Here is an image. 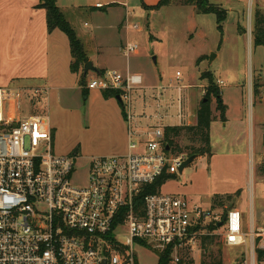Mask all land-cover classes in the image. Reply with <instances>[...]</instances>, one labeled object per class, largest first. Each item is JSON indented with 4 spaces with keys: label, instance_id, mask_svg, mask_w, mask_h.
<instances>
[{
    "label": "built area",
    "instance_id": "2783aa9c",
    "mask_svg": "<svg viewBox=\"0 0 264 264\" xmlns=\"http://www.w3.org/2000/svg\"><path fill=\"white\" fill-rule=\"evenodd\" d=\"M131 12L125 25L139 30L129 23ZM138 50V44L127 42L123 52L129 56ZM181 75L176 73L178 79ZM85 87L119 92L128 129L126 153L56 152L44 102L49 88L0 86V264H140L141 251L158 257L169 252L171 264H180L205 234L207 222H223L219 227L228 246L246 244L249 234L251 256L236 264H259L264 227L253 225L246 233L238 208L207 211L162 188L150 192L163 175H177L188 157L174 150L166 132L169 126L187 125L182 87L147 85L142 74L116 69L97 72ZM172 88L176 97L166 94ZM169 117L177 122L169 124ZM81 171L88 175L77 184L74 176ZM120 232L128 233L125 240Z\"/></svg>",
    "mask_w": 264,
    "mask_h": 264
},
{
    "label": "rangeland",
    "instance_id": "374dc122",
    "mask_svg": "<svg viewBox=\"0 0 264 264\" xmlns=\"http://www.w3.org/2000/svg\"><path fill=\"white\" fill-rule=\"evenodd\" d=\"M138 1L131 4L129 23L137 24L139 30L128 29L126 25L116 26L119 16L106 18V15L99 13L105 12L104 9L91 8L87 2L82 8H65L64 14L97 68L108 67L124 72L128 68L133 73H141L147 85L159 82L160 76L163 82L176 81V72L180 71L181 81L194 85L188 89V112L192 121L197 112V98L203 99V89L199 87L202 83L201 72L210 70L217 83L218 79L225 82L222 90L226 101L231 104V121L224 129L221 125L224 122L215 120L213 131L210 132L214 151L212 156L195 158L182 172L167 180L162 186V192L184 196L192 205L197 204L204 210L219 213H224L236 203L245 213L249 228L244 226L246 233L252 229L253 215L256 225L264 227V126L262 133L256 134L257 139L253 145L250 126L246 128V123L237 125L232 121L238 115L239 108L237 89L233 85L236 78H239L237 83H240L244 93L246 119L249 122L251 112L254 111L255 115L259 113L264 120V104L259 101V97H251L249 94L250 79L264 75V45H256L254 42L250 44L249 41L254 30L251 20H254L261 6L259 0H210L212 4L227 10L222 31L215 14L200 13L194 6L182 3L181 0H173L172 4L152 12L138 6ZM242 25L246 26L243 29L246 34L241 30ZM122 42L138 44V53L126 56L124 47H121ZM217 54L219 56L215 58ZM201 56L205 57L200 59ZM64 69V85L48 91L44 98L45 102L48 97L49 103L46 101L45 104L56 129L55 150L60 154L78 150L79 154L88 157L126 153L123 130L116 125H119L118 120L122 118V107L117 101H104L96 95L97 90H92L87 99V95L82 92L80 78ZM81 70H84L83 66ZM96 76V71H89L86 80ZM171 93L172 89H167V96ZM212 104V109L216 110L214 106L217 105V99L214 97ZM166 122L176 123L177 119L169 117ZM234 133L238 134L232 140ZM177 143L185 153H188L185 149L187 146H200L192 142L185 132L177 138ZM87 175L86 171L77 172L74 181L82 184ZM215 199L223 200V207H213ZM222 232L220 227L213 232L216 238L210 249L203 248L199 238L187 253V259L193 258V264H201L203 260L236 264L245 256H251L252 242L249 234L246 244L228 246ZM204 233H208V230ZM119 235L125 240L128 233L120 232ZM139 262L158 264L159 257L156 252L141 251ZM259 264H264V261Z\"/></svg>",
    "mask_w": 264,
    "mask_h": 264
},
{
    "label": "crops",
    "instance_id": "0c3cea01",
    "mask_svg": "<svg viewBox=\"0 0 264 264\" xmlns=\"http://www.w3.org/2000/svg\"><path fill=\"white\" fill-rule=\"evenodd\" d=\"M88 3V6L94 9H104L105 12L101 15H106V18L118 17V22L116 26L120 24L121 27L125 25V20L127 16V12L131 9V4H135V0H57L58 6L65 12V8L67 9H78L82 8L83 4ZM142 2L147 5H155L159 2V0H139L137 2L138 6L142 7ZM41 0H0V86H12L11 84H15L18 87L30 88L34 86H46L51 91L54 88L62 87L64 85L63 81L65 78L64 71L66 68L68 71L72 72L74 75L81 79L82 73L84 71L80 70L79 73H75L71 69V63L73 61L71 55V48L69 43L68 36L60 29L56 28L53 31H49L47 25V10L44 7L40 6ZM86 3V4H87ZM101 3L103 7H96V4ZM261 4L260 9L264 14V0H259ZM144 9V8H143ZM160 10V9H159ZM148 11V10H147ZM151 10L149 12H152ZM97 12V11H96ZM116 20V21H117ZM252 26L254 25V20L252 18ZM241 22V20H240ZM242 24V22L240 23ZM244 30L246 26H241ZM239 31V29H238ZM241 33V32H240ZM246 34V32H243ZM250 44L253 42V36L249 37ZM125 43H121V47H124ZM87 51V50H86ZM69 53L71 55V61H68ZM88 54V52H87ZM219 54L216 55L217 58ZM205 56H201L203 58ZM91 60V57H89ZM67 60V62H66ZM94 64V63H93ZM95 65V64H94ZM84 67V66H83ZM82 69V68H81ZM100 70H108V67H99ZM118 70V69H116ZM129 69L125 71H128ZM120 71V70H119ZM210 71V70H208ZM124 72V71H122ZM178 72V71H177ZM176 72V73H177ZM141 74V73H140ZM182 76V75H181ZM264 76V75H263ZM253 78V77H252ZM250 79V96L252 95L259 97V101L264 104V79L262 80L261 74ZM163 77L160 76L159 82H155L150 85H157L166 87L171 85H178L182 87L183 97L185 106L188 112L189 109V93L188 89L192 88L194 85L186 84L181 81V77L178 79L176 76V81L163 82ZM218 85L221 89L223 102L227 105L225 120H221L219 118V114H215L217 112L215 108L214 116L211 123V133L213 131V124L216 119H220L223 124H221L224 129L228 127L229 122L231 121L230 111L231 104L226 101L224 91L222 90V85H225V82L222 79H218ZM236 80L239 82V78ZM253 80V81H252ZM237 81H233L234 87L237 89L238 93V115L232 121L236 122L237 125L239 123H246V128L248 125L250 126V133L252 137V144L254 145L257 139V135L262 133V126H264V120L260 118V114L255 115L254 111L251 112V118L248 120L245 117L244 112V93L240 83ZM254 81L258 82L257 92L254 89ZM201 87L203 90L202 97H204V92H206L207 81H201ZM222 82V83H221ZM80 83V81H79ZM81 86V85H80ZM185 86V87H184ZM85 87V86H84ZM82 92L85 94L82 86ZM87 99H89L92 90L87 89ZM98 96H100L104 101H117L120 107L122 104L115 98H105L103 96V92L97 90ZM195 94V93H192ZM177 91L172 88V97H176ZM202 98H197V107L198 111L200 102ZM48 102V97L45 102ZM47 107V105H46ZM213 107V104H212ZM216 107V106H214ZM189 113V112H188ZM121 117L119 118L118 123H116L117 127H121L125 137V149L126 152L128 150V129L127 122L125 120V116L123 113V109H121ZM191 114L189 113V117L187 118V125H193L197 122V112L195 116V120H191ZM190 120L188 121V119ZM246 119V120H245ZM246 121V122H245ZM249 123V124H248ZM234 126V125H233ZM248 132V130H246ZM238 133H234L233 139H236ZM257 134V135H256ZM54 139L56 141V129L54 127ZM264 144V140H263ZM211 150L213 151V147L211 146ZM57 152V151H56ZM71 152V151H70ZM197 205V204H195ZM199 206V205H198ZM231 207L242 209L236 203L232 204ZM230 207V208H231ZM243 213V212H242ZM244 216V226L249 230L245 213ZM256 228H260L256 225L255 216L253 215L252 226ZM263 227V226H262ZM251 230V229H250Z\"/></svg>",
    "mask_w": 264,
    "mask_h": 264
},
{
    "label": "trees",
    "instance_id": "16d2710c",
    "mask_svg": "<svg viewBox=\"0 0 264 264\" xmlns=\"http://www.w3.org/2000/svg\"><path fill=\"white\" fill-rule=\"evenodd\" d=\"M173 0H159L155 5H147L142 2V6L145 10H159L164 6L172 4ZM182 3L194 6L198 12L204 14H215L217 16V24L219 29L223 30V23L227 18V10L222 8L219 5L212 4L210 0H181ZM41 7H44L47 10V25L49 31H53L58 28L62 30L69 38L71 55L73 61L71 63V69L75 73H79L82 66L89 60L86 48L83 41L78 37L75 29L71 23L67 20L64 12L58 6L57 0H41ZM241 27V26H240ZM241 30L244 32L243 28ZM241 31V32H242ZM253 42L256 45H264V14L258 9L255 13L254 18V30H253ZM201 59V58H200ZM103 72V70H100ZM201 80L207 81L206 94L200 102L198 111H197V122L193 125H176L169 126L166 130L167 132V141L169 144L174 147V150L177 152H183V149L178 145L177 138L182 135V132H185L190 140L194 143L200 144V146H187L185 149L188 150V156L197 155L199 156H212L211 150V123L215 118L214 112L212 109V100L213 97L217 99L216 110L219 112L220 119L225 120L227 105L223 102L221 89L215 79V76L211 71H203L200 74ZM86 76L82 73L80 79V85L82 86L85 94L87 90L85 89ZM258 82L254 81V89L257 92ZM105 98L116 97L118 91L105 90L102 91ZM78 153L79 151L76 150ZM175 177V175H163L150 189V192L159 191L162 186L167 182L168 179ZM224 201L221 199H215L213 201V207L219 206L223 207ZM219 228L217 223L209 222L205 229L208 230V233L202 234L200 236L203 248L210 249L214 244L216 234L213 232ZM258 238L257 242H259ZM189 251L185 252L180 264H193V258L187 259ZM257 258L258 262L261 263L264 261V250L257 248ZM158 264H171L169 252L159 254ZM201 264H223L221 260L216 262H207L202 261Z\"/></svg>",
    "mask_w": 264,
    "mask_h": 264
},
{
    "label": "water",
    "instance_id": "95a60500",
    "mask_svg": "<svg viewBox=\"0 0 264 264\" xmlns=\"http://www.w3.org/2000/svg\"><path fill=\"white\" fill-rule=\"evenodd\" d=\"M154 60L156 61V58H154ZM211 61H213V58H211ZM84 75L87 76L89 71H98V68L93 64V62L91 60H88L85 64H84ZM120 103H122L121 97L120 95H117L115 97ZM195 158H197V155H190L187 157V159L182 163V165L180 166V172L183 171V169L188 166L192 161L195 160ZM223 224V222L219 223V226L221 227Z\"/></svg>",
    "mask_w": 264,
    "mask_h": 264
}]
</instances>
